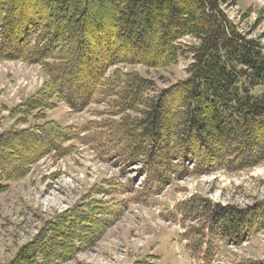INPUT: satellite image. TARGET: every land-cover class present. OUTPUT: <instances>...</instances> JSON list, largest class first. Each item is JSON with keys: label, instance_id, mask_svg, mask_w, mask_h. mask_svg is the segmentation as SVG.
<instances>
[{"label": "trees", "instance_id": "16d2710c", "mask_svg": "<svg viewBox=\"0 0 264 264\" xmlns=\"http://www.w3.org/2000/svg\"><path fill=\"white\" fill-rule=\"evenodd\" d=\"M45 1L28 7L25 0H0V62L37 65L46 77L10 112L44 123L0 134V193L43 157L79 140L71 127L44 121L58 104L70 114L106 104L108 120L97 123L98 134L124 168L138 167L125 188L141 204L175 181L264 164V43L225 13L238 0ZM186 38L196 43L182 45ZM189 57L186 78L156 91L148 72ZM137 66L146 72L128 69ZM108 205L94 201L76 215L69 212L60 225L52 223L60 229L23 251L21 264H58L92 247L123 213V204ZM176 214L180 224L199 222L202 240L189 241V250L203 264L212 263L214 238L241 246L264 232V200L241 208L193 195ZM204 237L212 239L203 251Z\"/></svg>", "mask_w": 264, "mask_h": 264}, {"label": "rangeland", "instance_id": "374dc122", "mask_svg": "<svg viewBox=\"0 0 264 264\" xmlns=\"http://www.w3.org/2000/svg\"><path fill=\"white\" fill-rule=\"evenodd\" d=\"M25 2L28 7L36 3L43 7L47 3L45 0ZM224 10L249 38H260L264 43V0H238L237 7L227 6ZM180 43L192 45L196 41L186 38ZM190 63V57L181 58L177 66L148 72V78L154 81L156 91L169 89L186 78L185 70ZM128 69L146 72L142 66ZM45 80L37 65L0 62V134L44 123L32 117L11 118L10 112L41 89ZM170 97L164 105H169ZM68 111L64 104H58L53 111L45 113L44 121H53L63 128L71 127L78 133L79 140L63 144L64 151L43 157L30 168L26 177L0 193V264H21L23 251L43 235L52 236L51 229H60L58 224L55 229L52 223L59 222L60 225L69 212L76 215L98 200L108 206L123 204V213L110 222L92 247L80 250L58 264H203L202 257L192 258L189 245V241H196L198 237L202 240V231L196 228L199 222L187 219L185 225L180 224L176 207L193 195L241 208L264 200L262 164L239 173L218 172L175 181L147 204H141L135 194L125 188L129 180L136 177L138 167L124 168L106 151L108 148L98 134L102 130L98 131L97 123L108 120L106 104H93L80 113ZM250 136L257 137L253 133ZM259 140L262 143L264 133ZM15 146L21 147L20 144ZM139 181L135 186L140 185ZM175 215L177 222L167 221ZM185 233L187 240L182 237ZM211 239L203 238V251ZM214 241L217 243L211 264L264 261V233L249 238L241 246L227 245L215 238Z\"/></svg>", "mask_w": 264, "mask_h": 264}]
</instances>
